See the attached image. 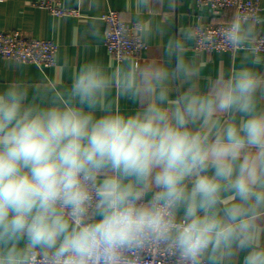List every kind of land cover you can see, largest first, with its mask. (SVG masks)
Returning <instances> with one entry per match:
<instances>
[{
	"label": "clouds",
	"instance_id": "clouds-1",
	"mask_svg": "<svg viewBox=\"0 0 264 264\" xmlns=\"http://www.w3.org/2000/svg\"><path fill=\"white\" fill-rule=\"evenodd\" d=\"M134 31L148 42L170 23L137 15ZM196 40L185 28L163 60L66 59L68 83L0 88V264H145L161 250L264 264V14L233 13L222 40L238 63L203 86L202 57L184 51Z\"/></svg>",
	"mask_w": 264,
	"mask_h": 264
},
{
	"label": "crops",
	"instance_id": "crops-1",
	"mask_svg": "<svg viewBox=\"0 0 264 264\" xmlns=\"http://www.w3.org/2000/svg\"><path fill=\"white\" fill-rule=\"evenodd\" d=\"M36 1L39 0H0V31L21 30L30 36L53 39L58 44L56 63L39 66L0 56V88L17 79H23L30 86H39L42 82L60 83L62 75L64 82L68 83L70 73L63 68L66 59L74 65L91 58H100L106 64L128 60L143 64L163 60L169 36L175 37L185 28L195 32L201 24L228 22L236 11L229 7L221 14H215L209 5L199 4L197 0H174L171 5L168 0H153L151 7L140 13L131 0H63L65 6L78 9L79 14L56 16L48 9L35 5ZM260 5V11L264 14V0H260ZM109 9L118 10L128 22H134L137 15L169 22V36L154 37L145 42L146 46L137 59L126 57L118 61L105 45L107 24L102 15ZM93 22L96 23L95 28L92 27ZM184 51L188 56L202 57V76L205 78L200 81L202 86L207 78L223 74L238 63L231 51L198 50L195 42ZM136 107L132 101H120L122 111L131 113Z\"/></svg>",
	"mask_w": 264,
	"mask_h": 264
},
{
	"label": "built area",
	"instance_id": "built-area-1",
	"mask_svg": "<svg viewBox=\"0 0 264 264\" xmlns=\"http://www.w3.org/2000/svg\"><path fill=\"white\" fill-rule=\"evenodd\" d=\"M207 4L215 14H221L226 8L236 11L251 7L261 10L260 0H197ZM35 5L48 9L56 16L78 15L79 11L64 5L63 0H39ZM107 24L105 45L109 53L118 61L126 57L139 58L146 46L134 31V22L124 20L119 11L109 9L102 15ZM227 22L201 24L195 33V48L206 51H230L222 40V29ZM126 26V27H125ZM264 43V40L261 41ZM58 44L53 39L30 36L21 30L0 31V56L12 58L39 66H52L56 63ZM38 257L40 253L36 254ZM37 264H47V258L38 259ZM145 264H172L166 251H159L145 257Z\"/></svg>",
	"mask_w": 264,
	"mask_h": 264
}]
</instances>
